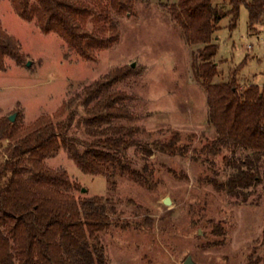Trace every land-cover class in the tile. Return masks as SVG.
<instances>
[{
  "label": "rangeland",
  "instance_id": "obj_1",
  "mask_svg": "<svg viewBox=\"0 0 264 264\" xmlns=\"http://www.w3.org/2000/svg\"><path fill=\"white\" fill-rule=\"evenodd\" d=\"M176 1L135 3L132 14L118 19V41L99 52L95 61H85L56 34H43L34 22L20 19L9 0H0V26L19 43L23 54L20 65L6 58L5 69L0 70V117L15 115L14 121L30 124L83 95L95 82L123 71L126 75L110 92L128 96L125 104L134 120L114 124L138 131L125 161L139 178L83 174L70 159V151L88 148L104 125L91 124L93 115L86 110L96 101L85 110L82 97L62 117L69 123L65 146L45 161L47 167L65 171L75 185L74 197H103L115 207L113 225L100 235L107 264H182L188 256L195 264H246L261 253L262 189L242 202L209 183L230 176L222 159L232 153L223 150L213 156L202 150L215 133L208 124L205 93L191 72V56L199 47L186 43L164 7ZM227 24L228 18L222 19L213 35L219 47L218 76L213 82H225L235 69L238 86L260 87L264 27L249 35L244 7L236 29L229 33ZM176 132L181 144L189 146L186 155L154 148ZM243 155L235 153V157Z\"/></svg>",
  "mask_w": 264,
  "mask_h": 264
},
{
  "label": "trees",
  "instance_id": "obj_2",
  "mask_svg": "<svg viewBox=\"0 0 264 264\" xmlns=\"http://www.w3.org/2000/svg\"><path fill=\"white\" fill-rule=\"evenodd\" d=\"M148 1L9 3L20 19L34 22L43 34H56L82 60L95 61L99 52L118 41V19L132 14L135 3ZM218 1L226 8L217 5ZM164 7L182 30L186 43L199 47L191 56V72L205 93L207 120L215 133L202 150L213 156L223 150L232 153L222 159L230 176L224 182L209 183L216 191L242 202L258 187L264 197V89L256 84L238 86L235 69L225 82H213L218 76L215 58L219 49L213 35L220 21L228 18L227 30L234 31L244 7L247 32L255 35L264 27V0H177ZM6 58L17 65L23 62L19 43L0 26V70L5 69ZM125 75L117 71L106 76L104 82H95L83 95H76L53 114L41 115L30 124L0 117V264H107L100 235L113 225L115 207L103 197H74L75 185L65 171L51 169L45 161L65 146L69 123L62 117L82 97L85 110L96 101L86 110L93 115L91 124L104 125L98 130L99 138L83 151H70V159L83 174L139 178L125 161L126 151L136 145L138 131L114 124L134 120L125 104L128 96L110 92ZM154 148L170 155H186L189 146L181 144V135L176 132L168 140L155 143ZM237 152L244 155L235 157ZM259 247L261 253L246 264H264V206Z\"/></svg>",
  "mask_w": 264,
  "mask_h": 264
},
{
  "label": "water",
  "instance_id": "obj_3",
  "mask_svg": "<svg viewBox=\"0 0 264 264\" xmlns=\"http://www.w3.org/2000/svg\"><path fill=\"white\" fill-rule=\"evenodd\" d=\"M29 64H30V63L27 62L26 66H29ZM131 67H133V65H131ZM8 119H9L10 122H13L14 119H15V115L9 116ZM84 191H85L84 189H81V192H84ZM165 204H168V202H165ZM182 264H195V263L192 261L191 257L188 256V257L184 260V262H183Z\"/></svg>",
  "mask_w": 264,
  "mask_h": 264
},
{
  "label": "built area",
  "instance_id": "obj_4",
  "mask_svg": "<svg viewBox=\"0 0 264 264\" xmlns=\"http://www.w3.org/2000/svg\"><path fill=\"white\" fill-rule=\"evenodd\" d=\"M247 48L250 49L249 46ZM260 87L264 89V73H263V83Z\"/></svg>",
  "mask_w": 264,
  "mask_h": 264
},
{
  "label": "crops",
  "instance_id": "obj_5",
  "mask_svg": "<svg viewBox=\"0 0 264 264\" xmlns=\"http://www.w3.org/2000/svg\"><path fill=\"white\" fill-rule=\"evenodd\" d=\"M263 73H264V71L262 72V75H261L262 79H263ZM262 83H263V81H262ZM252 84H254V83H252Z\"/></svg>",
  "mask_w": 264,
  "mask_h": 264
},
{
  "label": "bare ground",
  "instance_id": "obj_6",
  "mask_svg": "<svg viewBox=\"0 0 264 264\" xmlns=\"http://www.w3.org/2000/svg\"><path fill=\"white\" fill-rule=\"evenodd\" d=\"M168 201H169L168 199L165 200V202H168Z\"/></svg>",
  "mask_w": 264,
  "mask_h": 264
}]
</instances>
